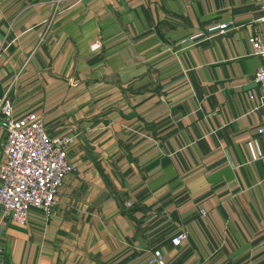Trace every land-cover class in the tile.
Here are the masks:
<instances>
[{"label": "crops", "instance_id": "crops-1", "mask_svg": "<svg viewBox=\"0 0 264 264\" xmlns=\"http://www.w3.org/2000/svg\"><path fill=\"white\" fill-rule=\"evenodd\" d=\"M263 16L264 0H0V97L68 136L75 166L47 217L0 215V264H151L155 251L163 264H264L248 43Z\"/></svg>", "mask_w": 264, "mask_h": 264}, {"label": "built area", "instance_id": "built-area-1", "mask_svg": "<svg viewBox=\"0 0 264 264\" xmlns=\"http://www.w3.org/2000/svg\"><path fill=\"white\" fill-rule=\"evenodd\" d=\"M260 29L248 36L251 54L259 64L251 77V83L258 91V101L254 109L264 106V16L259 19ZM228 24L211 26L207 31L223 34ZM203 36L195 32L184 42H192ZM100 43L88 46L90 52L98 50ZM249 100L253 97L248 93ZM0 130L3 132L0 164V215L12 224H26L31 211L41 212L47 217L54 205L63 180L72 171L74 164L67 158V147L71 139L65 135L50 136L41 120L33 113L22 116L12 115L11 105L0 97ZM264 132V125L257 133ZM186 233L179 232L171 239L173 247L186 240ZM151 264H163L158 251L152 253Z\"/></svg>", "mask_w": 264, "mask_h": 264}]
</instances>
